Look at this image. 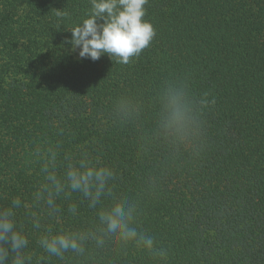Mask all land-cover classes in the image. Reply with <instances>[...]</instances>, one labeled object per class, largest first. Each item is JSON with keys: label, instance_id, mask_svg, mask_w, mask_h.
<instances>
[{"label": "trees", "instance_id": "16d2710c", "mask_svg": "<svg viewBox=\"0 0 264 264\" xmlns=\"http://www.w3.org/2000/svg\"><path fill=\"white\" fill-rule=\"evenodd\" d=\"M145 7L156 35L125 65L81 60L66 43L90 0H0V206L20 197L29 206L20 217L33 210L38 148L58 145L61 159L86 151L116 170V194L138 202L139 228L166 256L109 238L86 258L41 264H264V0ZM171 80L215 100L195 149L145 148L156 97ZM122 97L141 105L139 120L117 119ZM95 221L85 204L62 224Z\"/></svg>", "mask_w": 264, "mask_h": 264}, {"label": "clouds", "instance_id": "9594fccd", "mask_svg": "<svg viewBox=\"0 0 264 264\" xmlns=\"http://www.w3.org/2000/svg\"><path fill=\"white\" fill-rule=\"evenodd\" d=\"M147 3L90 0L86 18L71 29L66 43L73 52L78 51L81 60L97 61L107 55L113 62L127 65L156 35L154 26L144 19ZM206 97L194 96L185 81L164 83L156 97L152 130L142 137L145 148L160 142L176 151L195 149L203 132L202 114L210 103L215 104ZM114 111L120 122L130 123L140 119L141 105L122 97ZM58 148L40 147L35 153L41 179L31 193L33 210L21 218L19 210L29 206L20 197L0 206V264H41L52 258L64 262L69 253L86 258L91 248L103 249L109 238L119 248L132 245L163 259L166 252L155 247L153 237L139 228L138 202L116 194V170L86 151L61 159ZM85 204L96 217L94 224L80 228L62 224L66 215L77 217Z\"/></svg>", "mask_w": 264, "mask_h": 264}]
</instances>
